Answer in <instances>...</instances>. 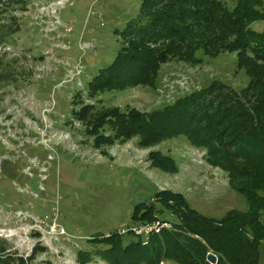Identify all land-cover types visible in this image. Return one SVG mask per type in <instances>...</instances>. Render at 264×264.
Listing matches in <instances>:
<instances>
[{
  "label": "rangeland",
  "instance_id": "1",
  "mask_svg": "<svg viewBox=\"0 0 264 264\" xmlns=\"http://www.w3.org/2000/svg\"><path fill=\"white\" fill-rule=\"evenodd\" d=\"M141 2L0 0V264H109L95 253L105 245L93 242L94 236L119 232L128 241L135 239L133 231L147 241L158 222L171 228L169 221L131 219L137 203L163 190L182 193L208 217L248 210L228 174L185 138L150 148L141 147L137 137L96 147L88 120L77 116L89 104L96 115L115 107L150 113L214 80L238 91L248 84L236 53L211 58L199 51L201 63H164L155 88L92 96L89 82L126 44L122 32ZM251 27L263 31L264 21ZM112 130L109 124L100 128L104 135ZM153 150L174 157L178 171L152 165ZM160 217L175 219L166 211ZM81 251L90 255L82 258Z\"/></svg>",
  "mask_w": 264,
  "mask_h": 264
},
{
  "label": "trees",
  "instance_id": "2",
  "mask_svg": "<svg viewBox=\"0 0 264 264\" xmlns=\"http://www.w3.org/2000/svg\"><path fill=\"white\" fill-rule=\"evenodd\" d=\"M142 0L138 15L122 32L124 44L112 63L99 69L89 82L92 96L128 87L155 88L161 66L178 59L190 64L203 55L215 58L236 53L238 68L248 84L236 90L223 81L179 98L150 113L119 107L98 115L85 105L77 116L88 120L96 147L137 137L143 148L183 137L194 148L206 150L207 162L228 174L229 184L245 196L248 210H230L222 218L208 217L193 209L187 198L172 190L156 192L150 202L137 203L131 219L140 224L169 221L171 228L152 232L147 241L130 231L124 235L94 236L104 244L96 254L109 264H260L264 241V30L251 27L264 21V0ZM4 77L0 73V80ZM87 114H93L87 116ZM112 127L104 135L100 128ZM152 165L175 173L174 157L153 150ZM164 211L175 217H160ZM87 252H80L83 255Z\"/></svg>",
  "mask_w": 264,
  "mask_h": 264
},
{
  "label": "water",
  "instance_id": "3",
  "mask_svg": "<svg viewBox=\"0 0 264 264\" xmlns=\"http://www.w3.org/2000/svg\"><path fill=\"white\" fill-rule=\"evenodd\" d=\"M207 260L211 263V264H216L218 259L217 256L213 253H208L207 255Z\"/></svg>",
  "mask_w": 264,
  "mask_h": 264
},
{
  "label": "built area",
  "instance_id": "4",
  "mask_svg": "<svg viewBox=\"0 0 264 264\" xmlns=\"http://www.w3.org/2000/svg\"><path fill=\"white\" fill-rule=\"evenodd\" d=\"M158 225L160 224V228L158 229V230H156V232H159L163 227H168V226H170L168 223H157Z\"/></svg>",
  "mask_w": 264,
  "mask_h": 264
}]
</instances>
